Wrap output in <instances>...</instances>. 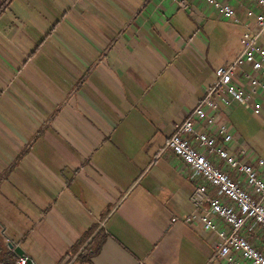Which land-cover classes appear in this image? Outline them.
<instances>
[{
    "label": "crops",
    "instance_id": "obj_1",
    "mask_svg": "<svg viewBox=\"0 0 264 264\" xmlns=\"http://www.w3.org/2000/svg\"><path fill=\"white\" fill-rule=\"evenodd\" d=\"M188 2L0 0V259L10 242L36 264H221L164 144L244 28ZM239 109L264 122V102L221 111L246 141Z\"/></svg>",
    "mask_w": 264,
    "mask_h": 264
},
{
    "label": "built area",
    "instance_id": "obj_2",
    "mask_svg": "<svg viewBox=\"0 0 264 264\" xmlns=\"http://www.w3.org/2000/svg\"><path fill=\"white\" fill-rule=\"evenodd\" d=\"M173 1L180 9L189 7L188 0ZM202 1L224 20L243 26L240 50L231 62L214 69L213 82L175 126L164 148L193 184L191 210L182 221L197 223L215 236L214 257L221 264H264V245L250 240L264 231V159L234 136L221 112L239 105L262 115L264 0H247L258 9L246 10V18L254 17L253 23L242 22L230 0ZM199 124L201 131L196 128ZM16 264H26L25 258L17 257Z\"/></svg>",
    "mask_w": 264,
    "mask_h": 264
},
{
    "label": "rangeland",
    "instance_id": "obj_3",
    "mask_svg": "<svg viewBox=\"0 0 264 264\" xmlns=\"http://www.w3.org/2000/svg\"><path fill=\"white\" fill-rule=\"evenodd\" d=\"M241 114L244 119L247 118V126L245 127V122L236 124L235 120L231 118L233 125L239 129V133L244 137L245 142H247L246 144L264 157V122L257 119L259 121L257 123L254 115L245 113L243 110Z\"/></svg>",
    "mask_w": 264,
    "mask_h": 264
},
{
    "label": "water",
    "instance_id": "obj_4",
    "mask_svg": "<svg viewBox=\"0 0 264 264\" xmlns=\"http://www.w3.org/2000/svg\"><path fill=\"white\" fill-rule=\"evenodd\" d=\"M8 246L10 249H12L13 254L17 257H23L25 258L26 264H36L32 258H30L23 249H21L19 246H14L12 243H8Z\"/></svg>",
    "mask_w": 264,
    "mask_h": 264
},
{
    "label": "trees",
    "instance_id": "obj_5",
    "mask_svg": "<svg viewBox=\"0 0 264 264\" xmlns=\"http://www.w3.org/2000/svg\"><path fill=\"white\" fill-rule=\"evenodd\" d=\"M16 260L17 258L15 257V255L9 254L5 257H2V259H0V264H16Z\"/></svg>",
    "mask_w": 264,
    "mask_h": 264
}]
</instances>
